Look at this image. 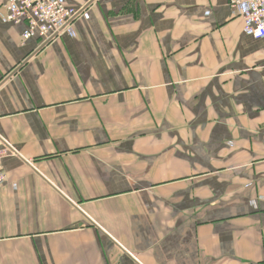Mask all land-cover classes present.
<instances>
[{"label": "crops", "instance_id": "crops-1", "mask_svg": "<svg viewBox=\"0 0 264 264\" xmlns=\"http://www.w3.org/2000/svg\"><path fill=\"white\" fill-rule=\"evenodd\" d=\"M63 1L42 45L0 0V264H264V39L228 0Z\"/></svg>", "mask_w": 264, "mask_h": 264}, {"label": "built area", "instance_id": "built-area-1", "mask_svg": "<svg viewBox=\"0 0 264 264\" xmlns=\"http://www.w3.org/2000/svg\"><path fill=\"white\" fill-rule=\"evenodd\" d=\"M228 6L242 19L245 36L264 39V0H228ZM2 7L6 22L13 25L26 22L22 42L35 36L42 45L69 30L81 14L74 7L66 6L63 0H3ZM11 155H17L16 151L0 137V187L7 183L2 161Z\"/></svg>", "mask_w": 264, "mask_h": 264}]
</instances>
